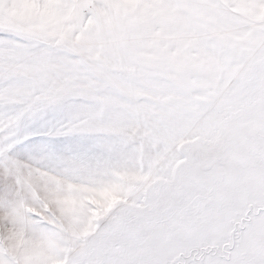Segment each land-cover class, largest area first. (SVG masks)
<instances>
[{"label": "snow or ice", "instance_id": "6c2138e0", "mask_svg": "<svg viewBox=\"0 0 264 264\" xmlns=\"http://www.w3.org/2000/svg\"><path fill=\"white\" fill-rule=\"evenodd\" d=\"M0 264H264V0H0Z\"/></svg>", "mask_w": 264, "mask_h": 264}]
</instances>
